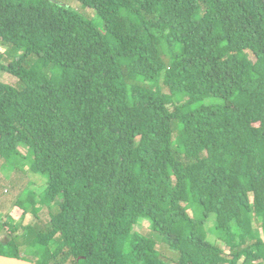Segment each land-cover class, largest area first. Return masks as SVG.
<instances>
[{
  "label": "trees",
  "instance_id": "obj_1",
  "mask_svg": "<svg viewBox=\"0 0 264 264\" xmlns=\"http://www.w3.org/2000/svg\"><path fill=\"white\" fill-rule=\"evenodd\" d=\"M78 1L104 31L53 0H0V38L22 50L0 64L17 78L0 80V158L46 179L17 205L57 209L0 253L171 264L134 230L148 218L175 264H264V0Z\"/></svg>",
  "mask_w": 264,
  "mask_h": 264
},
{
  "label": "rangeland",
  "instance_id": "obj_2",
  "mask_svg": "<svg viewBox=\"0 0 264 264\" xmlns=\"http://www.w3.org/2000/svg\"><path fill=\"white\" fill-rule=\"evenodd\" d=\"M58 3H65L71 8L77 10L82 15L94 22L101 30L104 31L105 27L103 24V19L97 13L94 7L86 6L78 0H54ZM133 21L139 23L140 17L138 15H130ZM22 50H18L12 44L3 41L0 38V64H7L12 59H14L18 54H21ZM252 59H255L253 54H250ZM42 62L45 61L42 59ZM0 80L8 83L15 84L17 78L10 73L0 70ZM163 94L166 101L170 102L172 100L169 89L166 86L162 87ZM215 102V99L212 100ZM256 106V123L259 124L264 119V93H258L257 98L255 99ZM177 138L183 136L181 130H176ZM22 149L25 150V146H22ZM46 179L44 176L32 173V172H19L12 169L11 164L6 162L4 159L0 158V222H9L5 228H2L0 231V239L7 241L10 238V231L13 228L20 234V245L22 252H25L27 248V243L33 236L31 230L36 227V225H43L49 221L50 212L57 210L56 207L51 209L48 206L43 205L37 211L38 216L29 208L25 210L17 205V200L21 198L26 188L31 191L40 192L45 185ZM35 193L33 196H28L27 200L30 202H36L35 198L38 194ZM134 230L142 231L148 236L151 237L152 243L154 246L168 258L171 264H175V253L169 249L161 240V238L155 234L151 229V223L148 218H144L139 221ZM58 239V237H57ZM56 240L51 242V245L54 246ZM225 248V247H222ZM226 250V249H225ZM1 251V250H0ZM23 257L29 258L25 253H21Z\"/></svg>",
  "mask_w": 264,
  "mask_h": 264
},
{
  "label": "water",
  "instance_id": "obj_3",
  "mask_svg": "<svg viewBox=\"0 0 264 264\" xmlns=\"http://www.w3.org/2000/svg\"><path fill=\"white\" fill-rule=\"evenodd\" d=\"M0 264H38V263L24 258L13 257L0 253Z\"/></svg>",
  "mask_w": 264,
  "mask_h": 264
},
{
  "label": "crops",
  "instance_id": "obj_4",
  "mask_svg": "<svg viewBox=\"0 0 264 264\" xmlns=\"http://www.w3.org/2000/svg\"><path fill=\"white\" fill-rule=\"evenodd\" d=\"M53 1H54V0H53ZM60 4H62V3H60ZM63 5L69 6V5L65 4V3H63Z\"/></svg>",
  "mask_w": 264,
  "mask_h": 264
}]
</instances>
